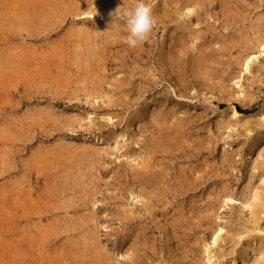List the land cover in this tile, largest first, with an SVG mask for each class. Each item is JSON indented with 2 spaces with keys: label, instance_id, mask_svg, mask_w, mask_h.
<instances>
[{
  "label": "rangeland",
  "instance_id": "1",
  "mask_svg": "<svg viewBox=\"0 0 264 264\" xmlns=\"http://www.w3.org/2000/svg\"><path fill=\"white\" fill-rule=\"evenodd\" d=\"M134 3L0 0V264L264 263V0Z\"/></svg>",
  "mask_w": 264,
  "mask_h": 264
},
{
  "label": "clouds",
  "instance_id": "2",
  "mask_svg": "<svg viewBox=\"0 0 264 264\" xmlns=\"http://www.w3.org/2000/svg\"><path fill=\"white\" fill-rule=\"evenodd\" d=\"M111 15L113 16L111 22L112 28L120 26L116 21H123L126 25L128 33L126 43L131 48L136 47L139 42L144 41L156 25V19L147 0H135L132 7H126L122 12L116 10Z\"/></svg>",
  "mask_w": 264,
  "mask_h": 264
},
{
  "label": "bare ground",
  "instance_id": "3",
  "mask_svg": "<svg viewBox=\"0 0 264 264\" xmlns=\"http://www.w3.org/2000/svg\"><path fill=\"white\" fill-rule=\"evenodd\" d=\"M189 3H190V1H189ZM191 7V6H190ZM188 11V10H187ZM255 57V56H254ZM253 57V58H254ZM252 60V59H251ZM250 64H248V66H249ZM247 68L249 69V67H246V70H247ZM263 106H264V104H263ZM235 113V115H239V113L238 112H234ZM149 157V156H148ZM151 165H150V159L149 160H146V162L144 161L143 162V168H145L146 170L150 167ZM150 179V178H149ZM155 190V189H154ZM136 192V191H135ZM135 192L133 191L132 192V194L135 196ZM146 194V193H145ZM140 195V194H139ZM147 195V194H146ZM140 196H142V195H140ZM144 196V195H143ZM263 212V214H264V211H262ZM262 212H260V213H251V217L253 218V220H255V221H258V220H260L261 218H263L262 216H260V214H262ZM262 227V226H261ZM261 227H258L257 226V229L259 230V231H262V232H264V228H261ZM256 230V229H255ZM261 233V232H260ZM215 240H217V238H215ZM259 253L263 256V259H264V237H262V240H261V242H260V246H259ZM256 250V245H255V239H251L248 243H247V245L245 246V248H244V251H243V253H245V255H249L250 253H252V251H255ZM244 257L243 256H234V257H232L231 259H230V261H231V264H236L237 263V260H239V259H243ZM210 264H215L212 260H210ZM264 264V263H263Z\"/></svg>",
  "mask_w": 264,
  "mask_h": 264
}]
</instances>
